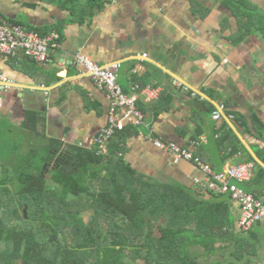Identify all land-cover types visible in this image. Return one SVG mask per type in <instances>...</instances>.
Here are the masks:
<instances>
[{"label": "crops", "instance_id": "0c3cea01", "mask_svg": "<svg viewBox=\"0 0 264 264\" xmlns=\"http://www.w3.org/2000/svg\"><path fill=\"white\" fill-rule=\"evenodd\" d=\"M103 1L95 15L78 20L57 4L0 0V12L10 21L63 33L62 47L51 50L46 64L0 55V84L8 82L10 87L0 90V147L7 139L9 151L15 150L26 135L22 151L30 149L28 111L42 116L43 141L57 138L64 147H93L95 136L108 122L110 100L74 63V55L81 52L100 64L119 63L118 82L126 93L133 91L134 84L162 88L154 99L136 92L144 124H127L138 134L125 138L124 157L141 174L193 188L205 181L200 165L176 160L154 139L192 150L217 171L252 162V157L264 167L260 155L264 153V36L255 33L243 42L232 40L239 25L237 18H229L226 27L225 16L230 13L223 0ZM252 1L264 5V0ZM194 2L209 9V14L197 16ZM124 111L117 115L122 117ZM215 111L220 119L213 118ZM221 138L232 144L225 148ZM260 187L245 188L259 192ZM231 202L237 219L240 207Z\"/></svg>", "mask_w": 264, "mask_h": 264}, {"label": "trees", "instance_id": "16d2710c", "mask_svg": "<svg viewBox=\"0 0 264 264\" xmlns=\"http://www.w3.org/2000/svg\"><path fill=\"white\" fill-rule=\"evenodd\" d=\"M40 1L57 4L78 20L106 3ZM222 4L230 13L226 27L229 18L238 21L232 40L264 36V5ZM209 11L194 2L197 16ZM26 28L43 36L60 31ZM41 120L39 112H27L25 127L33 136L27 152L22 151L26 135L15 150L9 151L7 139L0 147V264H264V224L241 229L231 193L149 178L126 162L124 140L138 134L136 127L119 131L104 153L97 144L64 147L57 138L43 141ZM225 139L220 141L226 148L232 143ZM250 161L254 174L245 181L250 185L237 183L259 197L264 167L253 157ZM258 186L259 192L247 190Z\"/></svg>", "mask_w": 264, "mask_h": 264}, {"label": "built area", "instance_id": "2783aa9c", "mask_svg": "<svg viewBox=\"0 0 264 264\" xmlns=\"http://www.w3.org/2000/svg\"><path fill=\"white\" fill-rule=\"evenodd\" d=\"M63 37L57 29L47 35H40L34 30H29L21 24L7 19L0 12V55L8 58L22 56L33 58L39 63L46 64L51 60L50 52L62 47ZM74 63L81 74L91 78L99 88L103 89L110 100V110L107 124L97 133L94 144L100 146V152L106 153L108 144L115 135L123 130L127 124H144V114L137 106L138 90L143 91L149 99L158 98L162 88L152 84L140 86L134 84L131 93H126L118 82L119 63L104 65L96 62L92 57L81 52L74 55ZM177 85L182 86L181 82ZM9 83L0 84L1 91H8ZM124 109L122 117L117 115L118 110ZM219 111L213 113L214 119H220ZM156 146L170 150L176 160H190L200 165L205 173V181L202 186L216 192H229L234 201L240 203L241 213L238 226L243 230L250 229L255 223L264 224V189L261 196L256 197L245 191L238 183L251 180L254 174V163L244 162L231 165L224 171H216L210 165L203 163L195 153L175 142H165L154 139ZM198 144V141H193ZM234 181V182H232ZM238 182V183H237Z\"/></svg>", "mask_w": 264, "mask_h": 264}, {"label": "rangeland", "instance_id": "374dc122", "mask_svg": "<svg viewBox=\"0 0 264 264\" xmlns=\"http://www.w3.org/2000/svg\"><path fill=\"white\" fill-rule=\"evenodd\" d=\"M212 9H213V7H212ZM212 11H213V10H211V13H212ZM216 18H217V17H216ZM220 18H221V16H220ZM48 184H49L51 187H55L54 184H53L50 180H48ZM86 214H89V213H86ZM85 217H87V215H86Z\"/></svg>", "mask_w": 264, "mask_h": 264}]
</instances>
